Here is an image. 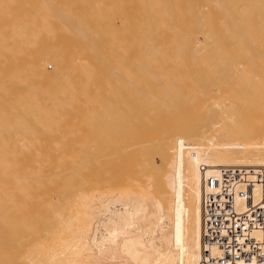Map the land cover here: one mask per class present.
Listing matches in <instances>:
<instances>
[{
    "label": "bare ground",
    "instance_id": "6f19581e",
    "mask_svg": "<svg viewBox=\"0 0 264 264\" xmlns=\"http://www.w3.org/2000/svg\"><path fill=\"white\" fill-rule=\"evenodd\" d=\"M59 1L60 3L56 0H0V51L5 49L17 51L18 48L33 51L55 47L78 50L79 53L75 56L81 61H90V58H94L92 66L96 63L105 65L107 62L110 65L114 63L115 67L119 65L118 69L126 67V90L123 88L124 79H120L123 84L119 83L117 86L118 82L115 83L116 85L114 84L112 88L115 93L107 94L108 98L114 97V101L107 100L105 95L107 101L99 103L100 105L104 103L105 109L102 105L99 107L101 110L99 108L98 110L100 113L103 111L108 114V123L105 121L103 126L106 118L101 117L103 124L100 122L99 126L103 127L96 126L97 123L94 125L96 134L94 132L93 136H96L94 137L96 140L88 139L90 142L95 140L90 145L93 149H89L88 144L86 148L82 145L77 153L86 156L83 157L81 164L84 172L81 171L80 174L83 173V176L79 175L87 178L84 182H80H83L82 187L80 185L78 187L88 190V186L91 190H85V192L78 190L83 192H79V195L75 193L80 197L74 213L70 210L72 208L70 195L63 197V205L59 208L54 206L53 215H48L53 217V222H47L49 224H44L42 227L43 219L39 220L43 217H40L43 214L40 213L43 208L36 207L32 199L35 196L39 197L41 194L38 190L46 186L44 183L42 186L36 183V179L39 173H42V177H49L47 167H50L55 157L58 159L59 154H55L57 146L53 147L56 145L53 144V136L56 135L53 133V136L50 135L52 136L50 140L53 142L49 140L51 144L48 139L45 141V138H48L45 136L44 141L48 144L46 145L42 137H39L41 134L36 133L35 136L34 133L38 125L46 126L51 123L49 121H52V118L54 120L57 118L56 121L60 119L58 108L62 106L59 99L62 95L56 96L50 90L40 89L37 86V81L46 74L42 69L38 72L21 68L8 70V68L0 67V128L2 129H0V137L4 136H2L4 130H19V133L23 130L22 134L24 132L25 135L32 132V135L38 137L48 149L43 152L47 149H44L40 140L38 142L36 138H31L32 136L29 138L35 141H26L24 138L25 140L18 144L20 141L14 142L12 136L8 134L11 138L10 142L15 144L13 147L16 146L15 151L7 142L0 141L1 144L5 143L2 146L0 144L2 150L9 147L8 149L13 151L11 154L8 149L0 150L5 156L0 157V264H193L189 259L193 253L185 251L188 245L191 248L194 244L198 249L194 253L201 256L204 177L216 173L222 166L264 168V142L255 141L256 136H254L259 132L258 137L261 135L262 139L264 138L261 131L264 127L261 123L263 121L261 117H264V0H103L100 4L104 2L105 6L102 5L103 8L98 6L99 9L91 5L95 0L93 2L89 0L90 4L88 0ZM87 9L91 13L90 16L88 12L85 13ZM116 14L119 16L120 26L114 23ZM50 17H56L59 20L56 18L53 20ZM91 20L95 26L91 24ZM50 21H56V26ZM198 34L203 37L201 41L198 39ZM106 50L109 52L105 54ZM70 55L66 53V56ZM52 56L62 57L64 54H53L49 58ZM96 58L102 60L98 61ZM136 59H140L139 62L136 63ZM119 62H124L125 67L122 65L124 63L121 66ZM131 65L134 66L131 67ZM183 66H185L183 72L177 71ZM115 67L109 66L108 69L106 65L105 73L114 75L113 72H118ZM95 70L96 75L93 73ZM98 70V67H95L90 70V73L92 71L93 77L95 75L100 79L96 78L94 81L95 78L90 77L92 79L88 81L93 80L92 88L95 85V88L99 86L98 89L102 94L104 87L108 84V82L105 84L108 75L103 73L107 75V78L102 81L105 76L101 74L104 71L101 70L100 74ZM98 72L99 76H97ZM122 76L125 77V75ZM57 77L62 78L61 89L64 90L65 87L67 91L63 75L58 74ZM13 78H16L14 79L16 83L17 78H21L23 82L28 81L29 85H31L30 81L33 82L28 87L32 92L26 88L27 93L25 90L21 91L24 94L19 91L8 93L11 84L14 86L15 83H8L6 80ZM119 78L115 77L117 80ZM84 79H80L79 84H82ZM98 80L100 84L97 85ZM161 81L162 84L159 85ZM5 82L10 87H7ZM111 82L110 84L113 85V80ZM26 83L24 85L29 86ZM89 84L87 82V85ZM14 87L18 86L15 84ZM80 87L83 90L87 88L85 85L84 88L81 85ZM90 87L91 84L87 88L89 92L92 89ZM119 87L126 91L125 98L122 97L123 92L121 91V94ZM110 89L109 91L112 92ZM99 90L96 91L99 93ZM96 91L92 93L94 94L92 97L96 98L95 101L98 103L105 92L99 95V98ZM89 92H86L88 98L82 96L85 98L82 99L87 101L86 105L89 103L88 99H92ZM82 93V91L81 94L79 93V99L85 92ZM11 97L14 99L13 102ZM115 98L120 99V102H115ZM179 98L186 99L187 104L190 99L196 100L201 108L193 109L194 111L188 113V121L184 123L174 122L176 125H172L173 127H162V124L163 130L158 128L161 121H164L166 113L175 114V111L178 112L177 109L184 108L183 101L180 102ZM103 99L101 101H104ZM176 99H179L178 102ZM194 101L189 102V105ZM186 102H184L185 105ZM2 103L11 107L7 108L1 105ZM95 106H89V108L92 107L90 110L95 109ZM47 109H50L49 112L52 109L56 110L57 116L52 118L41 116V112L44 113L43 111L46 112ZM93 111L95 114V110ZM122 111L126 112V116L119 117L116 112L121 115ZM183 113L187 117V114ZM114 114L118 116L115 117ZM43 115L45 116L46 113ZM87 116L89 118L90 115ZM117 117L126 118V127L118 128L126 129L123 131L124 136L120 134L122 130L118 137L107 130L113 129L112 123L109 125V119L117 122L118 127L120 126ZM98 119L94 118V121H91L94 123ZM84 121L81 120V125ZM143 122L148 127L142 126ZM113 125L115 126L114 123ZM164 125H166L165 122ZM91 126L93 127V124ZM44 129L47 133L48 129ZM101 130L105 133H100ZM49 131L51 134L52 130ZM84 131H81L83 136L89 135L90 132ZM57 132L55 131L56 134ZM19 133L16 134L17 139L24 135L20 136ZM80 133H78L79 136H81ZM90 134L91 137L92 133ZM131 136L147 144L157 139L163 148H159L156 156L151 154L147 157L145 154L141 156L139 168L132 171L130 176L127 172V161L135 155L133 151L127 150V147L132 144ZM82 139L84 138L79 137V142ZM180 140L182 142L174 143ZM40 144L43 147L42 150ZM49 144L54 149H51ZM49 151L56 156L52 155L54 157L52 161L48 160L49 162L45 164L44 154L47 157ZM4 152L12 155V158L6 159L9 155ZM122 152L126 153V178L123 177L124 179L119 174L125 165L121 163L122 169L115 168L116 166L111 167L114 159ZM35 157L44 158V160L35 159ZM155 157L177 161L181 166L178 167V171L181 170L180 176L179 173L176 174L179 177H177L178 180L175 181V172L165 169V172H160V177L158 175L159 178L154 180L158 169L155 161L159 159ZM117 159L119 160V157ZM152 160L153 167L150 168L149 164ZM40 161L46 165H43L45 168L41 166L39 169L36 168L38 165L35 166V163L38 164ZM201 165L204 170H201ZM71 169L74 171L75 167L61 169L54 174L56 176L63 172L69 174ZM113 169L115 172H112ZM78 172L77 170L76 175ZM98 172L102 174L99 175ZM195 172L197 176L194 181L180 194L178 202L183 209L182 212L181 210L166 212L167 204L169 207L174 205V201L171 203L170 199L175 187L183 186L187 177ZM97 177L103 182L108 181L107 186L110 182L116 186L108 191L97 192L94 189V186L98 187ZM136 178L148 181L141 184L140 189L137 190ZM100 180L98 182H101ZM38 185L42 188H37ZM155 187H162L163 191L154 190ZM63 192L70 193L68 191L61 193ZM259 196L260 190L255 188L253 202L257 201ZM136 198L138 200L133 201ZM127 203L129 207L136 208L127 209ZM244 203L241 196L236 198L235 204L238 210H243ZM196 212L197 216L194 215ZM127 222L132 225H127ZM184 239H188V244L182 243Z\"/></svg>",
    "mask_w": 264,
    "mask_h": 264
},
{
    "label": "rangeland",
    "instance_id": "374dc122",
    "mask_svg": "<svg viewBox=\"0 0 264 264\" xmlns=\"http://www.w3.org/2000/svg\"><path fill=\"white\" fill-rule=\"evenodd\" d=\"M65 1V0H64ZM63 1V2H64ZM90 1H94V0H90ZM99 1V0H98ZM97 0H95L94 2H96L94 5H93V3L91 4L92 5V7H94L95 9H99V8H103V6H105V5H103V3L102 4H100L103 0H100L99 2H98ZM111 1H113V0H111ZM56 2L58 3H60V1L59 0H56ZM62 2V1H61ZM66 2H68V0L66 1ZM71 2V1H70ZM88 4H90L89 3V0H88ZM105 4V3H104ZM96 5V6H95ZM103 5V6H102ZM98 6H99V8H98ZM58 8V6H55V8ZM114 8V7H113ZM114 10V9H113ZM83 12V11H82ZM86 12H88V15L90 16L91 15V13H89V11H88V9L85 11V13ZM77 13H80V12H77ZM116 13V12H115ZM94 15H95V12H94ZM115 18H114V20L116 21V22H114L115 24H117L118 26H120L121 25V23H120V19L118 20V18H119V16L116 14L115 16H114ZM51 19L53 18V20L56 18V17H50ZM56 20H59L58 18H56ZM49 21V20H48ZM119 21V22H118ZM50 22H54V21H50ZM56 22V21H55ZM55 22H54V26H56L55 25ZM57 23H58V21H57ZM59 24H60V21H59ZM91 24H93V21L91 20ZM58 25V24H57ZM94 26H95V24H93ZM199 35V36H198ZM197 36H198V39L201 41L202 40V35H200V34H198ZM13 49H5V50H3V51H0V67H5V68H8V70H10V69H13V68H21V69H29V71H38V70H40V69H42V70H44L45 71V73L46 74H44L42 77H41V79L39 80V81H37V86H39V88L40 89H47V90H50L51 91V93H53V94H55L56 96H60V95H62V97H60L59 99L61 100V103H62V108L60 107V106H58V107H60L61 108V110H60V108H58L59 109V112H60V119L59 120H57L56 121V119L54 120V118H52V116L53 117H55V116H57V113L55 112L56 110H53L52 109V111H50V112H52L51 114H53V115H51L50 114V112H49V110L51 109H47L46 110V112L45 111H43L44 113H42L41 112V116H43V117H50V118H52V121H49V122H51L50 124H51V126H50V124H48L49 125V127H48V125H46V126H43L42 124H40L41 125V127L38 125V128H36V126H35V136H36V133L38 134V133H40L41 134V136L39 135V137H42V139H43V141H44V137L46 136V137H48V138H45V141L48 139V141L50 140V139H52L51 137L53 136L52 135V133L54 134V135H56V136H53L54 138H53V142H52V140H50L53 144H56V145H53V147L55 148L56 146V152L55 151H53L52 150V152H55V154L57 155V153L59 154V155H57V157H58V159H56V157H55V159H53L54 161H52V155H55L54 153L53 154H51L52 152L51 151H49V155H47V157H46V154H44V156H45V159H46V161L44 160V158H42V159H40V158H37V157H35V159L37 158V159H39V160H44V163L46 164V162H49V161H52L51 162V165H50V167H47L48 168V170H47V175H49V177H46L45 175H43V176H45V177H42V173H39V175L37 176V179H36V183H39L41 186L42 185H44L45 184V188H42L40 185H38L37 186V188H42V190L41 189H39L38 191L40 192V196L39 197H37V196H35L33 199H32V201L34 202L33 204L37 207V206H40L41 208H43L41 211H40V213H43V214H41L40 215V217L41 216H43V217H41V219L39 220V221H41L42 219V221L41 222H43L42 223V227H43V225L45 224V225H48L49 223H47V222H53V217L51 216V215H53V212H52V208L54 207V206H57L58 208L61 206V205H63V202H62V200H63V197H67V196H69L70 195V198H72V199H69L70 200V205L72 206V208L70 209L71 210V212H75V209H76V207H77V205H78V200H79V197L80 196H78L80 193H83V192H81V191H83L84 190V187H83V189L81 188L82 186V183L84 182V180H86L87 178H85V177H82L83 176V173L82 174H80L81 173V171H82V168H83V165H81L82 164V159H84L83 157H86V156H84L83 154L81 155V154H77V153H79V150L81 149L80 147H82V145H84V147L86 148V146H87V144L89 145V146H87V147H89V149H93L90 145L92 144V143H94V141L96 140L95 138H96V136H93V134H94V132H95V130H94V125L96 124V126L98 125H100V122L103 124V122H104V124H103V126L105 125V121H107V119H108V117H107V115L108 114H106L105 112L103 113V111H101V113H100V110H101V108H99L100 106H102V105H100L99 103H102V102H105V101H107L108 99H112V101H114L113 99H114V97H112V96H110L109 98H108V95H112V94H114L115 92L112 90V88H113V86H115L116 84L115 83H117V86H119L118 84L119 83H122V82H120V81H122V80H120V79H124L123 81H124V84H123V88L125 89V85H126V83H125V79H126V74H125V72H126V67H125V63L124 62H119L118 64H122V63H124V64H122L125 68L124 69H118V67H120L118 64H115V65H118L117 67H115L114 66V63L112 64L111 63V65L110 64H107V62H105L106 64L105 65H103V64H98V63H96V64H98L97 66H96V64L94 65V66H92L93 65V60H94V58H90V61H81V59H78V57L77 56H75V54H77V53H79V51L78 50H66V49H60L59 47H55L54 49H51V48H43V49H37V50H33V51H27V50H22V49H20V48H18L17 49V51H12ZM105 52V54H106V52H109L108 50H106V51H104ZM59 53H62V54H64V56H62V57H58V56H56V57H54V56H52L51 58H49V56L50 55H53V54H59ZM66 53H70L71 55L70 56H66ZM137 58H139V57H137ZM97 59V58H96ZM98 61H100V60H102V59H97ZM139 60L140 59H136V63L137 62H139ZM100 65H102V66H100ZM107 65V68L109 69V66H110V68H113V67H115L116 69H118V72H113L114 73V75H116L115 77L118 79V77H120L119 78V80H117V79H115V77H114V75H112V73H109L108 74V72L107 73H105V66ZM121 65V66H122ZM112 66V67H111ZM134 65H131V67H133ZM90 67H92V69L94 68L95 69V67H98V69L100 70V74H101V72L102 71H104V72H102V74H101V76H105V75H103V73L104 74H107L108 75V79L110 80V82H109V80L108 79H106L107 77V75L103 78V80L102 81H104L105 79V84H107V82H108V84L106 85V86H108V87H104L105 88V90H104V92L106 93H104V95H103V93L101 94L100 92H101V90H99L98 88H99V86H97L98 88H95L96 87V85L92 88V85H93V80H92V82H89L88 80L89 79H92V78H90V77H93V75H92V71H91V73H90V70H92V69H90ZM99 67H102V68H104V70L101 68H99ZM87 68H88V71H87ZM184 68H185V66H183V67H180L177 71H180V72H183L184 71ZM90 69V70H89ZM96 70H97V68H96ZM95 70V72H93L94 74L97 72ZM98 70V71H99ZM102 70V71H101ZM122 70H124V72H122ZM85 71V72H84ZM119 71H121V74L122 75H125V77L124 76H122L121 74H119ZM38 72H41V71H38ZM89 73V74H88ZM58 74H62L63 75V78L65 79L64 80V83H65V86H67V91H65V87H64V90H62L61 89V86H62V81H61V79L62 78H60V77H57V75ZM85 74V75H84ZM99 74V72H98V75L97 76H99L100 75ZM110 74H111V77H110ZM40 75V74H39ZM87 75L89 76V77H87ZM96 75V74H95ZM95 75H94V77L93 78H95L94 79V81H96V78H98V79H100L99 77H95ZM122 76V78H121V76ZM113 76V77H112ZM124 77V78H123ZM83 78H85L84 80L86 81V84H85V81L84 82H82V84L84 83V85H85V87H87V88H89V86H90V84H91V87H90V89H91V91L89 92V89H87V88H84V85H82V84H79V83H81V81H80V79H83ZM86 78H88L87 80H86ZM113 80V85L112 84H110V83H112L111 81V79ZM14 79H16V78H13V79H9V80H13V81H9V80H6L8 83L10 82V83H15L16 84V86H18V87H14L15 86V84H14V86H13V84H11V87L10 86H8L9 84L7 83V82H5V84H6V86L7 87H10L9 89L10 90H8V93H9V91H10V93H12L13 91L15 92H18L19 91V93H22V94H24L23 92H21L22 90H25L26 91V88H27V90H31L30 88L28 89V87H30L32 84H33V82H31L30 81V83H31V85H29V82L28 81H26V82H28V83H26V82H23V81H21L20 79L21 78H17V83L15 82V80ZM19 79V80H18ZM116 80V82H115V80ZM23 80V79H22ZM101 81V80H100ZM101 81V82H102ZM87 82L88 83H90L89 85H87ZM98 83H96L97 85L98 84H100L99 83V80L97 81ZM19 83H22V84H19ZM28 84L29 86H26V85H24V84ZM95 83V82H94ZM8 84V85H7ZM115 84V85H114ZM122 84L120 85V86H122ZM162 84V81H161V83L159 84V85H161ZM19 85L21 86V87H19ZM24 85V86H23ZM80 85L81 86H83V88L85 89V90H83L82 89V87H80ZM101 87L103 88V84L101 83ZM110 85H112V86H110ZM23 86V87H22ZM190 86V85H189ZM78 87V88H77ZM13 88V89H12ZM14 88H16V89H14ZM19 90H18V89ZM25 88V89H24ZM73 88H75V89H73ZM79 88H81V90L79 89ZM94 88H95V90H94ZM103 88V89H104ZM110 90H112V92H110L109 91V89ZM123 88H122V90H121V87H119V90H120V92L122 91L123 92V95H122V97L123 98H125L124 96H126V91H123ZM8 89V88H7ZM72 89H73V91H72ZM12 90V91H11ZM86 90H88V91H86ZM96 90H99V93H98V91H96ZM126 90V89H125ZM24 91V92H25ZM28 91V92H29ZM65 91V92H64ZM76 91V92H75ZM78 91H79V93L81 94V91L85 94H83V95H81V99H79V93H78ZM93 91V92H92ZM96 91V95H103V97L101 96V98H100V96H99V98H100V101L103 99L104 101H99V98L97 99L99 102L97 103V101H95V99L93 98L94 97V94L92 95V93H94ZM108 93H107V92ZM30 92H32V91H30ZM86 92H89L88 94H90L91 95V97H92V99H91V97H89L91 100H89L88 99V102L89 103H87V105H86V102L82 99V98H84V97H82V96H85L86 98H88L87 96L88 95H86L87 93ZM122 92H121V94H122ZM26 93H27V91H26ZM66 93V94H65ZM98 93V94H97ZM110 93V94H109ZM66 96H65V95ZM108 94V95H107ZM105 95H106V99H105ZM11 96V95H10ZM96 97V96H95ZM12 98V97H11ZM121 98V97H120ZM123 98H121L122 100H123ZM8 99H10V97L8 98ZM78 99L80 100L79 102H78ZM85 99V98H84ZM93 99H94V102L96 103H94L93 102ZM116 100H115V102H120V99H118V98H115ZM181 101L180 102H182L183 103V105H184V108H182V109H177L178 110V112L177 111H175L176 113L175 114H172V113H166L165 115H164V121H161V123H160V125H158V128H161L162 130H163V128L162 127H164V126H174V125H176V124H174V122L175 123H177V124H180V123H184L185 121H188V113L190 114V112H192V111H194V110H198V108L200 109L201 107H200V103L199 102H196V100L194 101V100H192V99H190L192 102L194 101V103H190L191 105H189V102H191L190 100H189V102H188V104H187V102H186V99H183V98H179ZM179 99H176V102H178V100ZM197 99H198V97H197ZM87 100V99H86ZM117 100H119V101H117ZM125 100V99H124ZM185 100V101H184ZM8 101V100H7ZM12 102L14 101V99L12 98V100H11ZM10 101V102H11ZM82 101V102H81ZM90 101H92V102H90ZM187 101H188V99H187ZM80 102H81V104H80ZM179 102V103H180ZM184 102H186V105L184 104ZM85 103V104H84ZM90 103H92L91 105H90ZM94 103V104H93ZM182 103H180L181 105H182ZM9 104V103H8ZM80 104V105H79ZM84 104V105H83ZM99 104V105H98ZM194 104V105H193ZM1 105H3V106H6L7 108H10L11 106H9V105H7L6 103H2ZM83 105V106H82ZM86 105V106H85ZM96 105V106H95ZM64 106V107H63ZM89 106H95V109L93 108V110H95V114H94V111L93 110H90V109H92V107H90L89 108ZM193 106H196L195 108L193 107ZM13 107H15V106H13ZM12 107V108H13ZM104 109H105V107H104V105L102 106ZM183 107V106H182ZM84 108H86V110L87 111H85V109ZM98 108L100 109V110H98ZM58 109H57V111H58ZM83 109V110H82ZM123 109V108H122ZM121 109V110H122ZM185 109H187V110H185ZM192 109V110H191ZM194 109V110H193ZM81 110V111H80ZM90 110V111H89ZM103 110V109H102ZM124 110H126V109H124ZM98 113H97V112ZM117 111V110H116ZM120 110H118V112H119ZM59 112H58V115H59ZM87 112H88V114H87ZM93 112V113H92ZM118 112H116V114H118L119 115V117L120 116H126V112L125 111H122V114L120 115ZM183 112H185V114H187V117H186V115H184V113ZM46 113V115L44 116L43 114H45ZM50 115H49V114ZM56 113V114H55ZM90 113V114H89ZM100 113V114H99ZM105 114V115H103V114ZM124 113H125V115H124ZM48 114V115H47ZM93 114V115H92ZM99 114V115H98ZM116 114H114V116L116 117V116H118V115H116ZM84 115V119L82 118V116ZM87 115H90L89 116V118H88V116ZM101 115V116H100ZM103 115V116H102ZM183 115V116H182ZM40 116V114H39V117H41ZM97 118L98 119V117H103V118H106V120L104 119V121L102 122V120H103V118H101V120H99L98 119V121L97 120H95V122L94 123H92V121L91 120H93L94 121V118ZM178 116H180L181 118H179ZM31 117V116H30ZM29 117V118H30ZM32 118V117H31ZM30 118V119H31ZM118 118V117H117ZM170 118V119H169ZM187 120H186V119ZM262 119H263V121L261 122V123H263L264 124V117H261ZM121 119V120H120ZM169 119V120H168ZM179 119V120H178ZM51 120V119H50ZM81 120L82 121H84L85 122V124H84V122H83V124L81 125ZM112 120V119H111ZM110 119H109V125L112 123V128L113 129H115V128H120L121 126L122 127H126V118L124 119H122V118H118V124L120 125L119 127L116 125L117 124V122H115V121H111ZM125 120V121H124ZM172 122H171V121ZM55 121V122H54ZM87 121V122H86ZM97 121V122H96ZM121 121V122H120ZM164 122L166 123V125H164ZM180 122V123H179ZM48 123V122H47ZM93 124V127L91 126V124ZM106 123H108V121L106 122ZM113 123L115 124V126L113 125ZM121 123H122V125H121ZM86 124H89L88 126L90 127H88ZM124 124V125H123ZM162 124H163V126H162ZM168 124V125H167ZM83 125H84V127H83ZM86 125V126H85ZM42 126L44 127V128H46V129H48L47 130V133H48V135H46L47 133H45V129L43 128V130L41 129L42 128ZM95 126V127H96ZM103 126H99V127H103ZM142 126H144V127H148L144 122L142 123ZM162 126V127H161ZM172 126V127H173ZM52 127V128H51ZM92 127V128H91ZM124 127V128H125ZM39 128H40V131H39ZM84 128H86L88 131L87 132H90V133H92V136L90 137L89 135H91L90 133H89V135L88 134H85L84 136H83V133L81 132V131H84V130H86V129H84ZM123 128V130H122V132L120 133V134H122V136H124V130H126V129H124ZM1 129V128H0ZM84 129V130H83ZM113 129H107L108 130V132L109 133H113L112 135L114 136L115 135V137H118L120 134H119V132L121 131V130H119L118 129V131H117V129L114 131ZM2 130V129H1ZM0 130V131H1ZM37 130H38V132H37ZM49 130H52V132H51V134H50V131ZM53 130H54V132H53ZM5 132H3L2 133V136L4 137V139H2L3 137H0L1 138V140L0 141H2L3 140V142H7V144L12 148V150L13 151H15L16 149L14 148V147H16V146H14L13 147V145H15L14 143H11L10 142V140H11V138H13V141L15 142V140H17L16 142H18V141H20V143L18 142V144H21V142H22V140L24 139V138H26V141H32L33 139H30L29 137H31V138H36V137H34L32 134V132L30 133V132H28V134L27 135H25V133L23 132V134H22V131L23 130H21V132L19 133V130L17 131V130H14L13 131V129H11V131H9V130H4ZM6 131H7V133H6ZM17 131V132H16ZM44 131V132H43ZM55 131H58L57 132V134L55 133ZM102 131V130H101ZM262 131V135H263V137H264V127H263V129L261 130ZM9 132V133H8ZM11 132H13L12 134H10ZM81 132V133H80ZM85 132V131H84ZM87 132H85V133H87ZM108 132H106V133H108ZM126 132V131H125ZM6 133V134H5ZM17 133H19V135L21 136V135H23V136H21L20 138H19V135H18V138L19 139H17L16 138V134ZM43 133V134H42ZM78 133H80V135L81 136H79V134ZM100 133H105L104 131H102V132H100ZM108 133V134H109ZM11 135L12 137L10 138V136L9 135ZM95 134H96V132H95ZM94 134V135H95ZM126 134V133H125ZM258 134H259V132L258 133H256V135L254 134V136H256V138H255V141L257 140V141H262V142H264V138L262 139V137H261V135H259V137H258ZM1 135V134H0ZM15 135V136H14ZM50 135H52V136H50ZM88 136L90 137V138H88ZM254 136H252V137H254ZM16 139H15V138ZM50 137V138H49ZM79 137H80V139L81 138H84V139H82V140H84L83 142H82V140H81V142H79ZM95 137V138H94ZM257 137H258V139H257ZM28 138V139H27ZM92 138H94L95 140H93V142H90V141H92ZM125 138H126V135H125ZM131 138V146L130 147H127V150H131V151H133L134 152V156L131 158V160L130 161H127V172H129V174H130V176H131V172L132 171H134V170H136L137 168H139V165L141 164V156H143L144 154H145V156L147 157V155H149V154H151V155H157L156 153L158 152V150H159V148H163V146L162 145H159V142H158V140L157 139H155V140H152V141H150L151 143H149L148 142V144L146 143V142H144V143H142L140 140H139V138H137V137H135V136H131L130 137ZM86 139V140H85ZM88 139L90 140V141H88ZM187 139V138H186ZM185 139V140H186ZM253 140H254V138H252ZM259 139H261V140H259ZM25 140V139H24ZM23 140V141H24ZM36 141L38 140V142H39V140L40 139H38V137L35 139ZM35 140H33V141H35ZM12 141V142H13ZM41 141V140H40ZM43 142V143H46V142ZM49 141V142H50ZM88 141V142H87ZM51 142H50V144H51ZM59 142V143H58ZM87 142V143H86ZM180 142H182V140H180V141H175L174 143L175 144H178V143H180ZM186 142V141H185ZM5 143H3V144H5ZM42 143V141H41V144H43ZM90 143V144H89ZM154 143V144H153ZM1 144V143H0ZM3 144H1V146L3 145ZM41 144H40V149L42 148L43 149V147L42 146H44V149H47V148H45V146L46 145H48L47 143H46V145H42L41 146ZM49 144V145H50ZM101 144H103V143H101ZM147 146H146V145ZM152 144V145H151ZM16 145H17V143H16ZM51 146V145H50ZM50 146H47V147H50ZM3 147H5V146H3ZM34 147V146H33ZM33 147H30V149H33ZM52 147V146H51ZM50 147V148H51ZM51 148V149H54V148ZM6 149H3V150H6L7 151V149L9 148V147H5ZM10 148V149H11ZM27 148V147H26ZM35 148V147H34ZM49 148V149H50ZM154 148V149H153ZM41 149V150H42ZM153 149V150H152ZM0 150H2V147L0 148ZM2 150V151H3ZM9 150V149H8ZM12 150H9V151H11L10 153L12 154ZM46 151H48V149L47 150H43V152H46ZM40 152V151H39ZM42 152V153H43ZM81 152V151H80ZM124 152H126V151H124ZM124 152H122V153H120L119 154V160L117 159V158H115L114 160L115 161H113L114 163L113 164H115V165H111V167H115V168H120V169H122V167L124 168L123 169V171L122 170H120V169H118V170H120V176H121V178L122 179H124V178H126V153H124ZM152 152V153H151ZM5 153V152H4ZM3 153H1L0 152V157H2L3 156V158L5 157L4 156V154L2 155ZM6 155H9V156H7V158L6 159H10V158H12L11 156L12 155H10V154H7V153H5ZM36 154V153H35ZM34 154V155H35ZM55 155V156H56ZM79 155H80V158H79ZM51 156V157H50ZM29 158H30V156H29ZM54 158V157H53ZM155 158H159V157H155ZM116 159L120 162V163H118V161H116ZM121 159V160H120ZM49 160V161H48ZM155 160V159H154ZM157 161H155V165H156V168H158L157 169V172H156V177H154L153 179L154 180H156V179H158L159 177H160V174L161 173H164L165 172V170H171L172 172H175V181L176 180H178V176L176 175L177 173H179L178 175L180 176V171L181 170H179L178 171V169L181 167L180 165H179V163L177 162V161H175V160H171V159H165V158H159V159H156ZM80 161H81V163H80ZM36 162H38V161H36ZM41 162V161H40ZM35 163V166H37L38 165V167H36V168H38L39 169V167L41 166V168H45V167H43V165H44V163ZM118 164H117V163ZM121 163H122V165H121ZM25 164H26V162H25ZM40 164V165H39ZM173 164V165H172ZM178 165V166H177ZM44 166H46V165H44ZM81 166V167H80ZM117 166H119V167H117ZM121 166V167H120ZM163 166H164V168H163ZM176 166V167H175ZM180 166V167H179ZM74 167H75V170L73 171L72 169V171L73 172H75V174L71 171L69 174L68 173H66V172H63L62 174H60V175H58V176H56L55 174L57 173V172H59L61 169H65V168H73L74 169ZM78 169H77V168ZM149 167L150 168H152L153 167V160H152V163L151 164H149ZM172 167H173V169H172ZM175 167V168H174ZM179 167V168H178ZM110 169V168H109ZM108 169V170H109ZM165 169V170H164ZM77 170L79 171L78 172V174L76 175V172H77ZM115 169H113L112 170V172L114 171ZM125 170V171H124ZM163 170V171H162ZM178 171V172H177ZM82 172H84V170L82 171ZM115 172V171H114ZM161 172V173H160ZM55 173V174H54ZM105 173H107V172H105ZM109 173H110V171H109ZM54 174V175H53ZM82 175L81 177H80V175ZM98 174L99 175H101L102 173H99L98 172ZM97 174V176H99ZM121 174H123V175H121ZM41 175V176H40ZM75 175H76V177H75ZM158 175H159V177H158ZM36 176V175H35ZM71 176V177H70ZM75 177V178H73V177ZM106 176V175H105ZM196 176H197V172H195L194 174H192V175H190L189 177H187V179H186V182L184 183V185L183 186H181V187H175V190L173 191L174 192V194L171 196V199H170V201H171V203H173V201H174V205H172V207H169V205L167 204V206H166V208L168 207V209H166V210H168V211H166V212H172L171 210H176V211H178L179 212V210H181V212H182V208H181V205H180V203L178 202L179 201V198L181 197V193L183 192V191H185V189H186V187L190 184V183H192L193 181H194V179L196 178ZM124 177V178H123ZM178 177V178H177ZM38 178H40V179H38ZM41 178H43L42 180L44 181V182H42V180H41ZM48 178V179H47ZM98 178V177H97ZM50 179V181H48ZM100 179H101V176H100ZM99 178H98V180H100ZM98 180H97V186L99 187H95L94 186V189H96V191L97 192H100V191H108V190H110V189H113V187H115V186H113L112 184H111V182L110 183H108V186H107V182L108 181H102V180H100L101 182H98ZM45 181H46V183H45ZM53 181V182H52ZM81 181H83L82 183H80ZM135 181H137L136 183H135V186H137L138 188H136L137 190L138 189H140L139 188V186L141 185V184H144V182H147L148 180L147 179H140L139 180V178H136L135 179ZM49 182V183H48ZM44 183V184H43ZM100 183V184H99ZM49 184V185H48ZM53 184H55V186L53 185ZM85 184V183H84ZM103 184V185H102ZM111 184V185H110ZM163 184V183H162ZM48 185V186H47ZM55 187V190H54V187ZM78 185H80L81 187H78ZM96 185V184H95ZM106 185V186H105ZM85 186V185H84ZM87 186V185H86ZM101 187V188H100ZM79 188H81V189H79ZM86 188V187H85ZM87 188H88V190L87 189H85L86 191H90L91 190V188L90 187H88L87 186ZM76 189V192H74V190ZM42 192H41V191ZM78 190H81V191H78ZM85 190H84V192H85ZM154 190H159L160 192L161 191H163V188L162 187H155L154 188ZM62 191H68V192H70V193H65V192H63V193H61ZM128 191H129V189L127 188V195H128ZM71 192H73V193H71ZM78 192V193H77ZM80 192V193H79ZM78 194V195H76V194ZM69 200H68V202H69ZM136 200H138L137 198L136 199H134L133 201H136ZM67 202V201H66ZM65 202V203H66ZM142 202H144V200H142ZM67 204V203H66ZM139 205H142V203H139ZM180 205V206H179ZM75 206V207H74ZM180 207V209H179V207ZM129 204L127 203V209H134V208H136V207H129ZM46 209V210H45ZM74 209V210H73ZM61 210V209H60ZM190 210V209H189ZM189 210H185V212H189ZM196 211H198V208H196ZM51 212V213H50ZM73 212V213H74ZM192 212H194V210H192ZM49 214H51L50 216H48ZM191 214V213H190ZM44 215H45V217H44ZM194 215H196L197 216V212L196 213H194ZM191 216H192V214H191ZM190 216V217H191ZM50 217V218H49ZM52 217V218H51ZM45 218V219H44ZM48 218V219H47ZM76 222V221H75ZM78 223V222H77ZM77 223H74V224H77ZM180 223V222H179ZM127 225H132V224H129L128 222H127ZM188 239H184L183 241H182V243H184L185 242V244H188V241H187ZM32 246V244L29 246V248ZM195 251H198V249H196L195 248V245L194 244H192V246H191V248H189V245L187 246V249H186V253H189V252H191V253H193V255H192V257H188L187 255V257L189 258V259H191V261H192V263L193 264H198L199 263V259H200V257H199V255H197L196 253H194Z\"/></svg>",
    "mask_w": 264,
    "mask_h": 264
},
{
    "label": "built area",
    "instance_id": "2783aa9c",
    "mask_svg": "<svg viewBox=\"0 0 264 264\" xmlns=\"http://www.w3.org/2000/svg\"><path fill=\"white\" fill-rule=\"evenodd\" d=\"M255 188L260 196L253 202ZM202 211L199 264H264V168L222 166L204 177Z\"/></svg>",
    "mask_w": 264,
    "mask_h": 264
}]
</instances>
